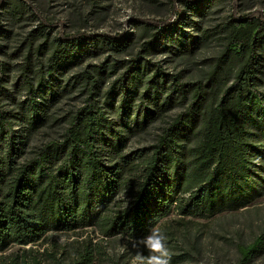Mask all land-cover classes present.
I'll use <instances>...</instances> for the list:
<instances>
[{"label": "trees", "instance_id": "obj_1", "mask_svg": "<svg viewBox=\"0 0 264 264\" xmlns=\"http://www.w3.org/2000/svg\"><path fill=\"white\" fill-rule=\"evenodd\" d=\"M171 1L178 19L184 13L180 3L191 16L203 14L201 0ZM31 12L40 24L21 45L26 48L21 87L26 98L16 103L17 110L2 105V99L15 98L4 86L8 65L0 60V264H28L19 254H5L15 246L87 229L131 246L158 226L173 250L178 230L165 225L172 215L208 220L246 211L264 198L262 13L233 14L218 33V55L199 79L183 82L155 69L149 59L158 39L174 27L170 18H137L135 30L127 34L62 28L51 37L47 29L54 26L29 0H0V54L13 31L6 25L25 21ZM202 35L183 34L174 47L192 51L211 36ZM106 49L131 59L80 72L72 84L56 83V76ZM121 69L124 73L104 91ZM77 90L86 98L71 113L61 138L27 158L31 137L51 121L52 107ZM163 117L155 142L131 150L132 138ZM133 250L136 255L138 249ZM236 250L237 264H252L264 255V231L251 242H238ZM101 254L90 242L77 251L74 264H94ZM184 257L172 254L170 264Z\"/></svg>", "mask_w": 264, "mask_h": 264}, {"label": "rangeland", "instance_id": "obj_2", "mask_svg": "<svg viewBox=\"0 0 264 264\" xmlns=\"http://www.w3.org/2000/svg\"><path fill=\"white\" fill-rule=\"evenodd\" d=\"M29 2L54 26L47 29L50 30L51 37L58 36L62 28L67 33L80 31L93 35L124 32L127 34L135 30L134 20L137 18H170V22L175 24L174 27L158 39L159 45L155 52L149 55V59L155 69H159L163 74L179 76L183 82L199 79L213 58L218 55L221 50V38L218 33L233 14L244 16L256 12V16L260 13L264 15V0H201L199 4L203 8L202 16L189 15L190 9L180 3L179 9L184 12L180 19L172 12L171 0H29ZM30 15L32 12L21 23L6 25L13 31L11 37L6 39L5 53L0 54V60L8 65L4 86L15 98L14 101L10 98L2 99V105L7 110H17L16 103L26 98L21 90L26 48H22L21 45L29 31L40 24L37 17ZM194 20L201 23V29L192 23ZM202 31L211 36L205 40ZM183 34L203 36V39L199 40L201 44L194 50L182 52V49L174 46L178 39H183ZM166 45L170 46V49H164ZM124 59L131 58L108 49L100 50V53L90 57L88 55L80 65L70 67L62 75L56 76L58 80L56 83L72 84L74 77L80 72L93 73L97 66H106ZM123 73L124 69H121L118 74L113 75L111 81L104 85V91ZM170 84L171 81H168L166 85ZM85 98L86 96L77 90L67 94L52 107L49 113L51 121L39 128L31 137L25 150L27 158L33 156L35 151L49 141L61 138L68 126L71 113L83 106ZM97 99L101 106H104V99L102 97ZM105 109L108 110V106H105ZM181 110L182 106L173 109L165 115V120ZM111 114L114 117V114ZM163 125L164 117L162 121L153 123L145 132L134 136L130 149L135 151L152 145ZM187 219L172 215L165 223L166 226L178 230L174 242L176 248L170 251L171 254H185V260L180 264H237L236 244L242 241L251 242L256 235L264 231V198L249 206L246 211L235 214L227 212L208 220ZM90 242L102 251L94 264H131L135 257L133 247L124 239L105 238L94 229L51 233L49 239L43 243L30 244L22 248L15 246L5 254L12 256L19 254L28 264L37 262L74 264L77 251ZM22 249H25L26 253H23ZM12 256L7 260L10 261ZM252 264H264V255H258Z\"/></svg>", "mask_w": 264, "mask_h": 264}, {"label": "clouds", "instance_id": "obj_3", "mask_svg": "<svg viewBox=\"0 0 264 264\" xmlns=\"http://www.w3.org/2000/svg\"><path fill=\"white\" fill-rule=\"evenodd\" d=\"M131 246L138 249L131 264H170L171 251L167 244V236L158 226H153L148 234L131 241ZM141 249H146L145 255Z\"/></svg>", "mask_w": 264, "mask_h": 264}]
</instances>
